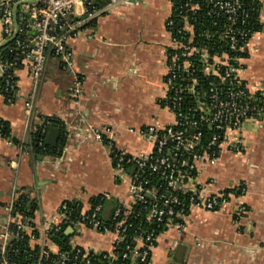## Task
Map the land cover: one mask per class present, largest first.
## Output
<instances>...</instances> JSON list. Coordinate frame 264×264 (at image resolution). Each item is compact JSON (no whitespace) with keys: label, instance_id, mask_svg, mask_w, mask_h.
Instances as JSON below:
<instances>
[{"label":"crops","instance_id":"obj_1","mask_svg":"<svg viewBox=\"0 0 264 264\" xmlns=\"http://www.w3.org/2000/svg\"><path fill=\"white\" fill-rule=\"evenodd\" d=\"M104 4L105 0H96L95 7ZM26 9L18 5L17 22L25 35H31L28 19L22 18ZM171 13V0H126L91 19L76 7L72 15L76 24L67 33L65 46L83 79L81 95L72 96V74L60 58L47 53L29 125L23 107L33 90L28 69L22 66L15 72L13 101L6 102L0 89V120L8 124L11 137L9 142L0 139V208L10 201L13 190L24 195L26 209H33L27 218L36 236L29 240L30 247L59 251L44 229L59 222L63 202L85 214L98 196L106 195L100 219L108 220L116 204L126 201V186L114 179L107 142L116 149L148 153L151 145L137 131L173 121L162 105L166 53L172 48L166 29ZM260 20L263 27L249 43L239 76L264 106V3ZM9 39L2 40L0 24V62ZM46 119L59 124L42 135L43 142L55 149L40 142L44 154L37 153L30 133ZM51 128L58 129L54 144L46 142ZM95 132L101 140L94 138ZM240 139L241 152L224 149L215 165L200 170L197 181L212 183L208 194L239 184L243 194L220 211L190 210L181 231L167 228L159 234L148 264H264V117L245 121ZM239 204L245 205L244 214L237 215ZM1 216L0 210V221ZM64 235L71 246L98 253L111 251L114 239L111 233L82 225H69Z\"/></svg>","mask_w":264,"mask_h":264},{"label":"built area","instance_id":"obj_2","mask_svg":"<svg viewBox=\"0 0 264 264\" xmlns=\"http://www.w3.org/2000/svg\"><path fill=\"white\" fill-rule=\"evenodd\" d=\"M125 1L105 0L101 8H96V0H0L3 41L14 35L16 5L26 6L22 18H27L33 29L31 35H25L18 28L7 46L12 58L4 56L0 62L1 92L6 102H11L15 72L20 67H26L33 80V90L23 102L27 125L35 115V89L47 53L60 58L72 74V96L81 95L83 79L74 69L65 46L67 33L76 24L72 20L75 8H81L91 19ZM171 2L172 13L166 29L172 37V48L166 53L162 105L173 115L172 123L162 127L149 125L137 131L139 138L151 145L148 153L116 149L107 142L114 179L126 186L127 194L126 201L116 204L108 220L100 219L107 199L106 195H100L85 214L63 202L57 212L59 222L44 229L50 239L64 233L69 225L111 233L112 249L98 253L71 246V251L55 254L42 249L40 258L53 255L44 264H148L159 234L167 228L181 231L190 210L220 211L244 192L239 184L208 194L212 183H199L197 177L204 166L216 164L224 149L241 152L243 123L264 117V106L258 104L260 98L248 91L239 76L249 43L258 33L251 29V14L258 8L256 21L263 24L260 10L264 0ZM198 21L209 22V28L198 32L195 27ZM197 32L200 39L196 38ZM51 125L47 119L40 122V134L44 135ZM94 138L101 140L98 132ZM0 139L10 141L1 134ZM39 145L43 147L42 143ZM23 199L20 191L13 190L10 201L0 208V264H15L5 258L12 239L27 234L28 230L29 240L36 237L21 211ZM245 212V205L239 204L237 215ZM96 255L101 256L100 262L94 259Z\"/></svg>","mask_w":264,"mask_h":264},{"label":"trees","instance_id":"obj_3","mask_svg":"<svg viewBox=\"0 0 264 264\" xmlns=\"http://www.w3.org/2000/svg\"><path fill=\"white\" fill-rule=\"evenodd\" d=\"M257 9L258 8H256V11L251 14V23H252L251 29L255 32L256 31L259 32L261 30V28L263 27V24L258 23L256 21V18L258 15ZM197 15H198V13L196 14V16ZM208 23L198 21L195 24L196 30L198 32H200V30H204V29L209 28ZM198 32H197L196 38L200 39L198 36ZM4 56L8 57V59L9 58L11 59L12 58V52H9L7 50L3 51L2 52V58ZM2 87H3V79H0V89L1 90H2ZM14 93H15V91L12 94H10V98H12L11 101H13V99H14ZM50 121L52 122V126H59V124L56 121H53V120H50ZM39 130L40 129L37 128L35 131H32L30 133V139H31L30 145H31L34 152L44 154L42 147H40V145H39L40 142H43V138H42V135L40 134ZM0 134L4 137H8L9 139H11L9 126L3 120H0ZM63 141L64 140L61 139V141H60L61 145H63ZM44 148L52 149V150L55 149L54 147L47 146L45 143H44ZM104 203H105V201L103 202V207H104ZM21 211L24 213L25 217H27L28 219H30L32 217L33 209L30 212H28V210L26 209V200L25 199H23ZM51 239L54 242V244H56L59 247L60 252L71 251V245L69 243V240L64 235L63 232H60L59 234L53 236ZM13 250H16V252ZM44 250H47V249H44ZM120 250H121V248H119V251ZM41 251H42V249L40 247H33V248L30 247L29 246V237L27 234L23 233V234L19 235V237H16L9 242V244L6 248L5 258L7 259V261L9 263H15V264H38L39 262L41 264H44L48 261L47 258L53 257V255L50 254V255H48L49 257L40 258ZM94 259H96V261L100 262L101 256L96 255V256H94Z\"/></svg>","mask_w":264,"mask_h":264},{"label":"water","instance_id":"obj_4","mask_svg":"<svg viewBox=\"0 0 264 264\" xmlns=\"http://www.w3.org/2000/svg\"><path fill=\"white\" fill-rule=\"evenodd\" d=\"M18 5H16L13 9V19H14V25H15V32H14V35L3 45V46H6L8 45L16 36V32H17V29L18 28H21L17 25V19H16V9H17ZM1 76H2V73L0 71V79H1ZM58 134V129L57 128H51L49 129L48 131V134H47V138H46V142L48 144H54V139L56 137V135ZM27 207H29V204L27 205Z\"/></svg>","mask_w":264,"mask_h":264}]
</instances>
